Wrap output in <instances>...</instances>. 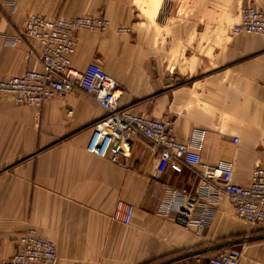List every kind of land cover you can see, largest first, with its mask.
<instances>
[{
	"label": "crops",
	"instance_id": "crops-1",
	"mask_svg": "<svg viewBox=\"0 0 264 264\" xmlns=\"http://www.w3.org/2000/svg\"><path fill=\"white\" fill-rule=\"evenodd\" d=\"M249 5L264 10V0H0V76L42 70L37 43L8 44L28 15H102L105 31L77 32L71 66L98 65L122 89V107L171 120L179 140L204 130L201 162H231L233 183L247 186L264 165V36L232 34ZM104 113L78 89L40 108L0 96V263L34 231L54 244L56 264H202L230 242L238 264H264V229L236 218L225 196L200 236L157 215L161 186H195V168L163 162L142 137L127 169L87 153ZM118 204L134 208L128 225Z\"/></svg>",
	"mask_w": 264,
	"mask_h": 264
},
{
	"label": "built area",
	"instance_id": "built-area-1",
	"mask_svg": "<svg viewBox=\"0 0 264 264\" xmlns=\"http://www.w3.org/2000/svg\"><path fill=\"white\" fill-rule=\"evenodd\" d=\"M4 5L14 7L9 2ZM108 26L109 22L102 15L73 19L28 15L8 44L22 43L24 38L37 43L42 70H28L19 76H0V96L9 97L17 106L40 108L47 101L65 98L78 89L105 111L92 127L87 153L127 169L131 141L142 137L159 149L163 162L178 161L195 168V186L178 189L161 186L159 217L171 219L178 227L200 236L213 219L219 200L225 196L236 218L264 229V165L253 168L247 186L233 183L231 162L220 161L213 166L201 162L204 130L193 129L186 140H179L173 135L171 120L152 119L122 107V89L98 65L88 64L81 72L71 66L77 32L101 33ZM232 33L264 36V10L250 5L243 8L238 22L232 26ZM133 209L131 205L118 204L115 217L120 216V221L128 225ZM233 245H223L202 264H238L241 250ZM57 260L54 244L34 231H28L19 239L15 253L0 264H56Z\"/></svg>",
	"mask_w": 264,
	"mask_h": 264
},
{
	"label": "rangeland",
	"instance_id": "rangeland-1",
	"mask_svg": "<svg viewBox=\"0 0 264 264\" xmlns=\"http://www.w3.org/2000/svg\"><path fill=\"white\" fill-rule=\"evenodd\" d=\"M225 1H229V0H225ZM202 5H203L202 3H198L197 5L195 4V12H194L195 19L194 20H195V24H198V25H202V23L205 24V11H202L200 8V6ZM221 5L223 4L221 3ZM233 247L238 248L235 244L233 245Z\"/></svg>",
	"mask_w": 264,
	"mask_h": 264
}]
</instances>
